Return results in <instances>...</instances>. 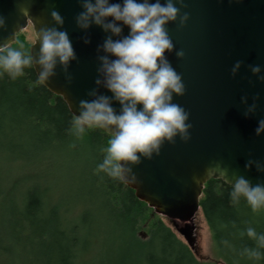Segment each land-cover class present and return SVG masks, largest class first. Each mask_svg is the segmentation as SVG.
<instances>
[{
	"label": "trees",
	"instance_id": "16d2710c",
	"mask_svg": "<svg viewBox=\"0 0 264 264\" xmlns=\"http://www.w3.org/2000/svg\"><path fill=\"white\" fill-rule=\"evenodd\" d=\"M25 33L11 45L28 53ZM36 79L29 67L15 80L0 76V264H94L116 246H135L141 264H264L240 255L253 243L240 231L264 232V210L231 204V186L207 181L197 215L218 260H198L133 190L95 171L107 134L77 139L66 103Z\"/></svg>",
	"mask_w": 264,
	"mask_h": 264
},
{
	"label": "water",
	"instance_id": "95a60500",
	"mask_svg": "<svg viewBox=\"0 0 264 264\" xmlns=\"http://www.w3.org/2000/svg\"><path fill=\"white\" fill-rule=\"evenodd\" d=\"M183 3L181 13L187 12L189 18L183 27L177 23L167 26L174 51L166 55L185 85L184 95L174 100L189 113L190 139L165 142L158 156L142 159L133 168L137 182L124 184L154 214L167 219L194 252V220L205 183L214 179L231 186L226 179L234 182L233 174L244 175L253 183L258 179L264 181V174L257 173L254 167L244 170L249 157L264 159V134L254 135L258 119L264 117V83H258L248 67L260 64L264 69V0ZM22 6L27 8L24 14L19 10ZM53 8L64 17L63 27L68 31L77 60L69 66L71 83H66L58 65L55 75L44 86L62 98L72 115L78 114L79 100L87 99L86 93L94 87L95 49L104 38L103 32L93 26L88 31L90 43H83L84 33L74 22L81 10L78 0H0V15L6 17L0 44L12 43L28 26L35 37V29L51 26L49 13ZM127 32L125 27L123 34ZM38 48L34 38L29 52L35 53ZM175 49H183L182 59L175 57ZM236 60H241L242 65L233 77L230 69ZM257 93V111L245 118L240 97L246 95L251 103ZM114 107L119 110L117 104ZM217 162L227 168L226 179L209 171Z\"/></svg>",
	"mask_w": 264,
	"mask_h": 264
},
{
	"label": "clouds",
	"instance_id": "9594fccd",
	"mask_svg": "<svg viewBox=\"0 0 264 264\" xmlns=\"http://www.w3.org/2000/svg\"><path fill=\"white\" fill-rule=\"evenodd\" d=\"M80 11L75 15L76 28L84 35L85 45L90 43L88 31L98 27L104 34L102 42L95 49L97 62L94 87L87 93V99L79 100L77 113H73L71 133L81 139L89 130H101L108 136V143L102 149V160L95 171L125 184H134L137 177L133 168L141 160H151L159 155L162 145L190 139L189 113L175 102L181 97L185 85L180 73L168 59L174 44L167 26L177 23L183 27L189 18L181 13L183 0H78ZM232 2V0H230ZM239 2V0H236ZM21 14L27 12L21 7ZM51 26L35 29V43L39 48L26 53L11 43L0 44V76L7 74L12 80L24 75L26 67L36 71V82L47 86L55 75L57 66L64 73L66 83H71L69 66L77 60L76 52L68 31L63 27L64 17L53 8L50 13ZM127 27L128 32L123 34ZM6 29V17L0 15V31ZM183 49H175V57L182 59ZM242 65L236 60L230 75L236 76ZM252 76L258 83H264V69L260 64L249 65ZM103 89V91H101ZM259 93L251 98L241 96L245 118L257 111ZM119 106V110L114 107ZM264 134V117L257 121L254 135ZM74 146V145H73ZM254 167L264 174V159H247L244 170ZM209 171L226 179L227 168L217 162ZM229 193L230 203L238 205L243 200L253 213L264 210V181L253 183L244 175L233 174ZM252 245L244 246L240 255L249 260L264 258V232L248 226L240 231ZM228 248V240L221 241Z\"/></svg>",
	"mask_w": 264,
	"mask_h": 264
},
{
	"label": "rangeland",
	"instance_id": "374dc122",
	"mask_svg": "<svg viewBox=\"0 0 264 264\" xmlns=\"http://www.w3.org/2000/svg\"><path fill=\"white\" fill-rule=\"evenodd\" d=\"M25 32H26L25 33L26 40L30 44H32L35 38L32 28L28 26L25 29ZM194 225H195V230H194L195 251L193 252L194 255L200 261L211 262V263L215 262L218 259L212 250L210 235L207 231L204 222L198 217V215L194 220ZM138 256H139V252L135 248V246L134 247L126 246L122 248L116 246L114 247V249H112L111 252H106V253L99 252V255L97 256L94 264H141L139 262ZM220 263L221 262H219V264Z\"/></svg>",
	"mask_w": 264,
	"mask_h": 264
}]
</instances>
